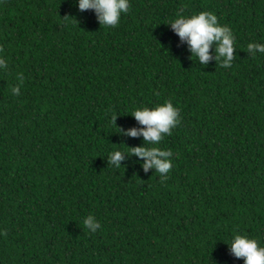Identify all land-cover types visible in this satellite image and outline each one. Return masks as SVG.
<instances>
[{"label": "trees", "instance_id": "trees-1", "mask_svg": "<svg viewBox=\"0 0 264 264\" xmlns=\"http://www.w3.org/2000/svg\"><path fill=\"white\" fill-rule=\"evenodd\" d=\"M129 5L104 26L77 0H0V264H243L234 232L264 246V53L247 51L264 0ZM201 11L231 28L230 68L200 65L168 25ZM165 101L180 115L158 145L167 178L109 164L144 143L132 111Z\"/></svg>", "mask_w": 264, "mask_h": 264}, {"label": "clouds", "instance_id": "clouds-1", "mask_svg": "<svg viewBox=\"0 0 264 264\" xmlns=\"http://www.w3.org/2000/svg\"><path fill=\"white\" fill-rule=\"evenodd\" d=\"M80 11L92 10L100 25L116 26L121 15L129 10V0H77ZM173 32L181 41H186L191 57H195L200 65H207L210 59L215 63L219 61L223 68H230L234 60L235 36L230 27L218 22L217 16L209 11H201L192 15L177 14L169 23ZM215 55L210 53L213 47ZM247 51L255 58L258 53H264V43L250 42ZM8 68L7 60L0 55V71ZM18 79L23 82V74H18ZM13 95H19L18 86L11 88ZM143 127L127 129L125 134L129 137H143V145L128 147V151L115 150L109 153L107 162L117 168L122 167L121 161L125 155H134L142 162L145 172L149 169L161 174L166 179V174L172 167L171 150H163L158 145L166 135L180 122L179 109L171 101H165L154 107H138L130 114ZM123 144V143H122ZM124 145V144H123ZM84 226L95 233L101 224L93 215H88L83 220ZM235 258H242L243 264H264V246L246 233L234 232L231 240L226 243Z\"/></svg>", "mask_w": 264, "mask_h": 264}]
</instances>
